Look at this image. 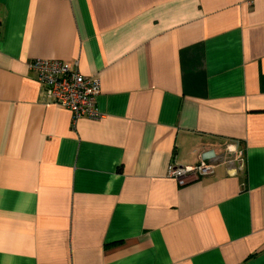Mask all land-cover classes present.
<instances>
[{
    "label": "crops",
    "instance_id": "obj_1",
    "mask_svg": "<svg viewBox=\"0 0 264 264\" xmlns=\"http://www.w3.org/2000/svg\"><path fill=\"white\" fill-rule=\"evenodd\" d=\"M35 60L79 62L101 118ZM236 144L244 172L168 177ZM0 264H264V0H0Z\"/></svg>",
    "mask_w": 264,
    "mask_h": 264
},
{
    "label": "built area",
    "instance_id": "obj_2",
    "mask_svg": "<svg viewBox=\"0 0 264 264\" xmlns=\"http://www.w3.org/2000/svg\"><path fill=\"white\" fill-rule=\"evenodd\" d=\"M30 70L37 75L43 103L69 110L73 114L74 123L84 117L101 118L97 108L101 84L83 75L79 62L65 64L56 60H35L30 63ZM219 165H226L237 173L244 172L246 156L240 144L227 147L220 155L202 152L199 163L194 166L171 165L168 177L175 179L180 186H188L214 176Z\"/></svg>",
    "mask_w": 264,
    "mask_h": 264
}]
</instances>
